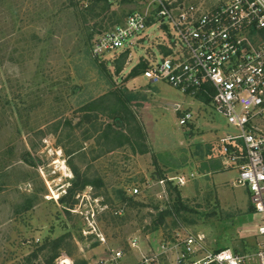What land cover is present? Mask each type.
Returning a JSON list of instances; mask_svg holds the SVG:
<instances>
[{
  "label": "rangeland",
  "instance_id": "rangeland-1",
  "mask_svg": "<svg viewBox=\"0 0 264 264\" xmlns=\"http://www.w3.org/2000/svg\"><path fill=\"white\" fill-rule=\"evenodd\" d=\"M123 14L110 7L85 19L75 0H0V264H100L118 251L132 264L140 248L187 232L254 261L264 221L222 155L227 120L207 96L130 78L142 49L132 65L128 53L106 69L93 57L92 40ZM115 90L124 120L113 118ZM187 111L194 119L181 126ZM73 168L90 184L62 203ZM161 175L186 183L164 191Z\"/></svg>",
  "mask_w": 264,
  "mask_h": 264
},
{
  "label": "built area",
  "instance_id": "built-area-1",
  "mask_svg": "<svg viewBox=\"0 0 264 264\" xmlns=\"http://www.w3.org/2000/svg\"><path fill=\"white\" fill-rule=\"evenodd\" d=\"M75 1L81 9L94 4L124 9L121 22L92 40L95 59L110 64L128 53L129 65L131 51L142 49L141 78L149 84H168L210 99L230 127L220 142L228 165L238 170L234 185L250 192L264 221V0H226L212 6L194 0ZM153 30L162 37L151 41L147 32ZM193 119L192 111L184 112L179 124ZM185 179L165 177L158 183L165 191L170 184L184 185ZM258 236L254 261L230 248L213 250L205 235L187 232L165 238L157 249L140 248L132 264H264V224ZM133 245L139 247L137 239ZM123 257L118 251L100 264H121Z\"/></svg>",
  "mask_w": 264,
  "mask_h": 264
},
{
  "label": "trees",
  "instance_id": "trees-1",
  "mask_svg": "<svg viewBox=\"0 0 264 264\" xmlns=\"http://www.w3.org/2000/svg\"><path fill=\"white\" fill-rule=\"evenodd\" d=\"M109 8H110V6L107 5V4H103V5H101V4H94L93 6L89 7L88 9H81L80 8V11H81V16L86 19V18H88V16H91L92 18L99 17L102 13L107 12L109 10ZM262 34L264 36V32ZM103 64H104L103 67L106 69V65H108V64H106V63H103ZM144 68H145V65L144 64H141V65L139 64L138 66H136L133 69V71H132V73L130 75V78H135V77H138L139 75H141L142 72H143V70H144ZM117 72H119V71H117ZM120 91L121 90H117V91L115 90V92H113L111 94V96H113L114 97V100H115V101H112V102L113 103L115 102V104H118L119 106H122L121 107V110H117L113 114V118L115 120H119V119H123L124 120V117H123L124 116L123 115V112H124L123 111V108L124 107H123V105L125 104V102H124V98H122V95H121V92ZM201 94L202 93H198L197 96L198 97H201L203 100H206L208 98V97L205 98L206 97L205 94H202V95ZM108 97L109 96H106V97L101 98L100 100H98V102H95V104L99 103V101H101L102 99H109ZM73 172L76 175V179L73 181L72 185L68 189L67 194L60 199V201L62 203H70L71 202V199L75 196V194L78 191L84 190L90 184L88 182V180H86V179L82 180L81 179L80 174H79V170H77L76 168H73ZM161 178H165V177L163 175H161L159 177V179H161ZM175 191L177 192V202L180 205V206H178L176 208V212L177 213H180L181 210H184L186 208L182 205V202H181V194H180L178 188H175ZM125 199L128 200V201H131L132 200V202H133V199L130 198V197H127ZM134 203H135V201H134ZM171 214H172L171 211L167 209L166 211H163L160 216L164 220V218L167 215H171ZM54 259H55V257L53 256L51 259L48 260V263L47 264H53Z\"/></svg>",
  "mask_w": 264,
  "mask_h": 264
},
{
  "label": "bare ground",
  "instance_id": "bare-ground-1",
  "mask_svg": "<svg viewBox=\"0 0 264 264\" xmlns=\"http://www.w3.org/2000/svg\"><path fill=\"white\" fill-rule=\"evenodd\" d=\"M64 264H72L69 260H67Z\"/></svg>",
  "mask_w": 264,
  "mask_h": 264
},
{
  "label": "crops",
  "instance_id": "crops-1",
  "mask_svg": "<svg viewBox=\"0 0 264 264\" xmlns=\"http://www.w3.org/2000/svg\"><path fill=\"white\" fill-rule=\"evenodd\" d=\"M203 103V102H202Z\"/></svg>",
  "mask_w": 264,
  "mask_h": 264
}]
</instances>
